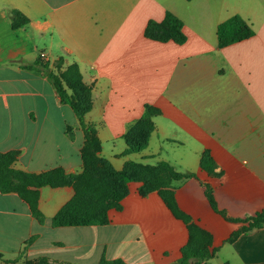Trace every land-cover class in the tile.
<instances>
[{"label":"crops","instance_id":"1","mask_svg":"<svg viewBox=\"0 0 264 264\" xmlns=\"http://www.w3.org/2000/svg\"><path fill=\"white\" fill-rule=\"evenodd\" d=\"M11 11L28 24L13 29ZM166 12L182 22L184 44L144 36L148 22L160 23ZM234 15L254 35L219 49L217 27ZM39 57L54 72L77 65L91 88L85 122L95 126L100 157L116 171L126 162H164L195 175L172 191L217 250L201 264H264V223L228 242L248 223L227 221L205 196L208 185L227 218L264 211V0H0V154L17 151L12 168L19 172L79 174L82 132L43 73L26 69ZM145 106L159 111L147 147L122 155L124 136ZM204 153L216 176L201 169ZM140 187L128 183L121 209L108 212L106 225L88 227L51 225L72 187L37 189L42 221L17 194L0 192V263L177 264L187 227L157 192L141 196Z\"/></svg>","mask_w":264,"mask_h":264},{"label":"trees","instance_id":"2","mask_svg":"<svg viewBox=\"0 0 264 264\" xmlns=\"http://www.w3.org/2000/svg\"><path fill=\"white\" fill-rule=\"evenodd\" d=\"M9 15L13 29L26 26L29 22L17 11H11ZM182 29V22L170 12H166L160 23L148 22L144 36L159 43L171 41L182 45L186 41ZM253 35L254 31L251 25L238 15H234L218 25L216 30L219 49L245 41ZM26 69L41 71L52 86L59 102L62 105H67L74 114L84 138L81 151L83 169L79 174H66L62 170L28 174L12 168L18 156L17 151L0 154V192L2 194H17L28 204L32 216L38 221H42L43 216L37 209L39 198L37 189L72 187L74 196L52 218V227L104 226L109 222L108 212L121 209V201L127 194V184L130 182L141 183L139 189L141 196L157 192L172 215L187 227L188 241L181 249V257L177 264H201L212 259L217 250L211 248V236L197 227L188 215L178 209L172 191L173 183L195 178V175L177 173L164 162L155 166L126 162L120 171H116L100 157L101 143L97 137L95 126L85 122V116L92 108L91 88L83 83L77 65L72 64L62 71L54 72L49 68L48 63L39 57ZM158 115V110L145 106L142 117L128 129L124 136L127 148L122 155L139 153L147 147L149 135L153 131L152 119ZM200 167L209 176L217 175L214 172L215 164L208 153L202 155ZM29 188H35V191H31ZM205 196L211 209L227 221L248 223L247 227L233 233L228 242L237 238L241 233L261 228L264 223V211L251 219L227 218L223 212L217 209L212 190L208 185H205ZM0 264H16V262L1 261ZM25 264L52 263L45 258H39ZM99 264L124 263L102 260Z\"/></svg>","mask_w":264,"mask_h":264},{"label":"rangeland","instance_id":"3","mask_svg":"<svg viewBox=\"0 0 264 264\" xmlns=\"http://www.w3.org/2000/svg\"><path fill=\"white\" fill-rule=\"evenodd\" d=\"M131 185V184H130Z\"/></svg>","mask_w":264,"mask_h":264}]
</instances>
